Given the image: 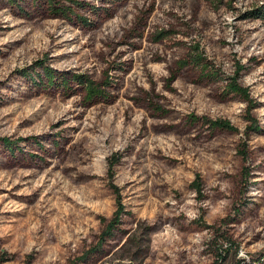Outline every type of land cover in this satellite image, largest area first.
Wrapping results in <instances>:
<instances>
[{"label": "rangeland", "instance_id": "obj_1", "mask_svg": "<svg viewBox=\"0 0 264 264\" xmlns=\"http://www.w3.org/2000/svg\"><path fill=\"white\" fill-rule=\"evenodd\" d=\"M0 264H264V0H0Z\"/></svg>", "mask_w": 264, "mask_h": 264}, {"label": "trees", "instance_id": "obj_2", "mask_svg": "<svg viewBox=\"0 0 264 264\" xmlns=\"http://www.w3.org/2000/svg\"><path fill=\"white\" fill-rule=\"evenodd\" d=\"M198 59L201 61L202 58L201 56H198ZM197 59V60H198ZM185 62H181V66H185ZM205 66V65H204ZM90 84L87 85V91L90 93L91 96H95L97 93L99 92L98 90L94 89V87H92V83L89 82ZM229 90L235 93H242L244 94V90L239 87L236 83H232L229 85ZM208 122V124L210 125V127L212 129H224V130H234L235 128L233 127V125L226 120H221V119H217V120H206ZM109 174L110 176L113 175V164L110 165L109 167ZM112 189L114 192H116L117 194V198H118V210L115 211V213L113 214V216L107 220L105 218L102 219L103 222H106V226L105 229L103 230V232L100 235V239L103 240L106 237L110 236L112 234V230L113 228H115L117 226V224L119 223V214L122 212L123 207L121 205V202L119 201V191L118 188L115 185H112Z\"/></svg>", "mask_w": 264, "mask_h": 264}]
</instances>
